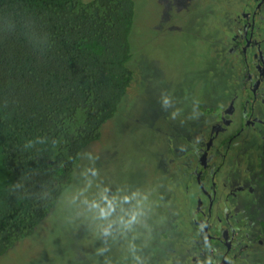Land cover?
<instances>
[{
  "label": "rangeland",
  "instance_id": "374dc122",
  "mask_svg": "<svg viewBox=\"0 0 264 264\" xmlns=\"http://www.w3.org/2000/svg\"><path fill=\"white\" fill-rule=\"evenodd\" d=\"M225 1L135 0L131 62L135 77L128 94L101 138L83 151L72 185L48 218L2 256L0 264H136L142 254L152 258L169 251L158 250L161 230L171 213L182 212V223L192 218L191 194L197 190L189 176L193 169L185 160L192 135L180 125L197 119L193 110L209 102L205 93L210 81L215 84L219 79L218 88L228 91L233 84L227 92L231 99L235 85L231 72L246 73L231 54L230 21L222 25L218 20L222 13L232 17L237 10L234 0ZM221 28L230 38H218ZM236 28L239 31L240 26ZM244 81L241 75L238 82ZM259 129L263 132L264 126ZM254 144L239 143L237 155L243 162L235 168L243 188L250 184L258 188L255 197L240 195L249 207L234 206L238 210L234 213L248 217L249 225L260 220L255 228H246L248 235L251 229L264 233V141ZM170 225L177 235L173 222ZM259 239L264 235L248 238L234 264H264ZM185 245L187 238L175 245L176 251L185 255Z\"/></svg>",
  "mask_w": 264,
  "mask_h": 264
},
{
  "label": "trees",
  "instance_id": "16d2710c",
  "mask_svg": "<svg viewBox=\"0 0 264 264\" xmlns=\"http://www.w3.org/2000/svg\"><path fill=\"white\" fill-rule=\"evenodd\" d=\"M136 17L135 0H0V258L48 218L116 116Z\"/></svg>",
  "mask_w": 264,
  "mask_h": 264
},
{
  "label": "flooded vegetation",
  "instance_id": "af4514ba",
  "mask_svg": "<svg viewBox=\"0 0 264 264\" xmlns=\"http://www.w3.org/2000/svg\"><path fill=\"white\" fill-rule=\"evenodd\" d=\"M234 7L237 10L229 22L230 34L234 35L229 41L234 45L231 54L246 73L238 75L236 70L231 72L230 79L235 82L234 90L230 93L231 99L227 92L231 91L233 84L228 91L227 88L222 90V86L218 88L219 79L215 84L210 81L206 87L207 96L205 93L209 102L200 104L201 110H193L198 115L197 119L180 125L192 130L188 133L192 135V140L188 141L190 149L185 157L188 166L193 169L189 176L197 188L191 194L193 208L189 213L192 218L182 223V212L178 215L171 213L165 225L166 230H161L163 240L158 247L159 251L165 247L169 251L164 249L152 258L142 254L136 264H166L161 260L164 257L172 262L176 260L178 264H234L241 250L247 247L248 238L255 234L264 235L257 227L259 233H251L253 229L249 235L246 232V228H255L252 226L260 220L256 223L251 221L249 225L248 217L234 213L246 208L243 205L250 206V203L241 201V193L246 192L250 197H255L258 189L253 184L243 188L244 184L235 168L243 162V158L237 155L239 143L246 147L264 141V131L260 133L262 129H259V126H264V0H234ZM239 26L238 31L236 27ZM241 75L245 77L244 83H239ZM212 87L216 89L212 90ZM223 91L226 93L225 98ZM248 131L251 136L241 140ZM234 206H238V210ZM252 206L260 208L255 203ZM172 222L179 235L174 242L171 239L177 235L169 230ZM185 238L188 245L182 246L187 249L183 255L176 251L175 245L180 246ZM263 240L259 239L258 243L264 244ZM163 243L168 245L163 246Z\"/></svg>",
  "mask_w": 264,
  "mask_h": 264
}]
</instances>
